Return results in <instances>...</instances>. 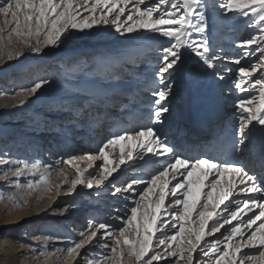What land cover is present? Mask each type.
<instances>
[{
  "label": "snow or ice",
  "instance_id": "1",
  "mask_svg": "<svg viewBox=\"0 0 264 264\" xmlns=\"http://www.w3.org/2000/svg\"><path fill=\"white\" fill-rule=\"evenodd\" d=\"M216 11L222 15L249 17L259 29L258 35L236 43L242 53L240 57H228L222 49L210 45L206 35L205 0H0L4 25L0 27V44L7 32V45L15 42L40 52L42 47L70 42L72 30L83 31L100 24H111L121 34L143 30L166 38L164 44L167 46L160 45L154 71L158 87L153 89L154 119L150 125L164 123L163 117L170 111L168 101L174 76L182 70L186 56L195 58L197 63L214 72L218 65L228 60L237 66L235 88L248 97L238 98L235 103L238 119L232 150L239 152V145L246 144L258 131L259 157L264 162V27H261L264 25V0H220ZM254 53L260 54L255 62L241 64L242 58ZM5 54L11 59L14 55H22V51L17 47L5 53L0 48V58ZM232 71L231 67H223V73ZM216 75L220 80L225 79L224 74L217 72ZM48 84L47 79H38L30 87L21 88L19 95L33 97ZM250 89H258V100L250 95ZM5 94L0 92V96ZM24 98L18 101L17 107L28 102ZM117 146L120 147L119 159L114 160L109 150ZM133 149H137L136 155L141 159L150 153L154 158L163 157L164 163L147 181L130 179L124 181L122 187L113 185V195L135 193L139 199L134 201L135 206L126 219L116 218L122 226L113 228L111 224L89 220L79 233L80 239L66 248L73 264H169L170 258L174 264H264V176L251 173L235 160L185 157L154 126L114 134L96 154L58 159L55 167L41 168L38 164L30 167L22 161H0L7 168L0 178L39 174L41 179L34 185L29 184V190L39 188L50 192L53 185L48 177L55 174L64 176L63 183L68 185L69 193L81 184L91 189L94 184H104L126 163L125 157L133 160ZM97 160H102L99 171L95 176L89 173V178L85 173L96 167ZM78 161H87L88 167L81 168ZM62 164L74 170L75 179L69 180L67 174L56 171ZM236 178H239L238 192L243 199L236 198ZM145 183L147 187L137 192L136 186ZM55 187L58 190L60 186ZM180 196L182 198H178ZM168 197L172 199L166 202ZM8 199L13 207L21 206L13 196ZM208 237H212L210 242ZM94 245L100 249L99 258L88 250ZM194 253L200 254L195 261ZM57 259L61 257L57 255Z\"/></svg>",
  "mask_w": 264,
  "mask_h": 264
},
{
  "label": "rangeland",
  "instance_id": "2",
  "mask_svg": "<svg viewBox=\"0 0 264 264\" xmlns=\"http://www.w3.org/2000/svg\"><path fill=\"white\" fill-rule=\"evenodd\" d=\"M219 2L220 0H205L208 16V30L206 35L210 41V36L214 32L211 31L212 28L214 29L227 25L228 31H219L220 28H218L219 32H223L220 39H224L225 42L219 45L216 44L218 43L217 41H214V48L222 49L224 55L228 57H240L242 55L241 50L235 45L239 40L247 39V36H242V34L245 35V33H247L249 37L256 36L259 34V29L257 28L254 31L256 27L255 24V26L250 27L248 23L253 21L249 19V17H244L240 14H228L223 17L224 15L216 11L215 3L218 4ZM218 15H222V17H218ZM3 26V17H0V27ZM4 36V42L0 45L5 53L17 47L21 48L22 51V55L18 57L14 55L13 59L10 61L5 60L7 57L6 54L3 58H0V92L6 93L0 96V99L4 97V102L0 105V112L5 110L8 111L5 116L0 117V149H4L0 151L1 153L8 151L7 153L10 155L9 159L26 162L30 167L33 164H38L41 168L46 165L55 167V162L58 159H62L63 156H57L58 152L54 151L53 153L48 149V138H59L61 137V132L71 131L69 127L66 129V126L67 124H71V121H76L77 111L74 110L75 105L79 107L80 104L83 103L82 107L85 108V110H88V108H92V110L95 109V107L92 106L93 104H89L92 102H90L88 95L82 94L78 96V92L75 91L78 84L80 85V83L85 82L90 83V85L96 88L114 87L116 90H120L123 95H126L125 97L130 96L129 99L123 100L125 103L122 105V109L124 110L118 115V117H122L121 121L124 122V127L117 129L114 127L116 122L112 121L111 123L113 126L106 127L111 130V132L108 134L105 133V135L103 133L105 138H102L101 143V138L95 139L94 137H91L86 142L87 145L91 146L96 140V153L107 138L109 139L112 135L122 131L131 133L139 130L141 126H154L167 137L170 145L179 149V151H177L180 154H183L184 150L187 151L188 147L185 149L182 145L180 147V144H178L179 140L176 139V136L178 132H185V129L182 128L183 126L178 123V119L179 117L181 118V113L185 110V100L189 92L188 84L179 87L177 83H174L172 94L168 101L170 111L164 115V123L162 125H150V122L154 119V117H152L154 108L153 89L158 87V82L154 77V71L158 64L160 45L164 44L166 38L159 37L157 34H151L143 30H139L138 33L121 34L117 33L111 24H100L94 25L92 29H85L83 31L72 30L73 39L70 42L49 45L42 47L40 52H33L31 48L23 47L15 42L12 45H7V32L4 33ZM194 36L195 34H193V37ZM5 45H7V47H5ZM164 46L167 45L164 44ZM135 49L139 51V53L136 56H132L131 51ZM182 51L184 50L182 49ZM259 55V53H254L251 57L242 58L241 64L246 66L249 63L255 62L259 58ZM49 56H57L58 61L62 58L65 59L62 63L63 65H53L49 60L44 69L35 71L42 67V60ZM27 67L29 68L26 69ZM223 67H231L233 71L230 73H223ZM236 67L237 66L229 63L228 60H225L221 65H218L215 72L213 71L217 80H219L216 75L217 72L229 76V78L225 80H220L222 88L224 86L222 94H224V100L226 102L224 105L226 109H228L229 103L234 102L233 99L235 95H237L236 99L248 98L245 93L235 88V83L237 82ZM40 72L42 73L39 77L40 79H47L49 82L54 81L57 84L55 85L56 87L48 89L45 86L38 96L24 98L19 95L21 88L30 87L38 80L33 79L35 75ZM183 82H185V80ZM244 86L247 87V84ZM229 89L234 92L232 101H230V96L227 92ZM144 90L146 94H142ZM249 93L250 95L256 96L258 100V89H250ZM139 95H141V97H139ZM142 97L146 98L145 101H139ZM22 98L26 99L28 102L20 107V109H14L18 101ZM105 98L108 101L112 100L108 97ZM202 100L203 95L194 102L195 105ZM135 101H139L138 107L140 109L142 105L144 107H149V112L144 114L140 109H137L135 113L134 110L136 108L132 105ZM55 103H58V105L55 106ZM71 104H74V106H71ZM98 104L102 105V101ZM130 107L131 110H129ZM197 107L199 108L198 105ZM54 111L56 112L54 113ZM73 111L76 114H72ZM89 112L90 111H88V114ZM128 112L133 115L132 122L128 121ZM237 112L238 109L234 112L236 114L234 122L232 121V124L229 123L233 127H235V122L238 119ZM39 120H42V123ZM227 121L229 122V119H227ZM3 124L8 126H1ZM177 128L179 131L174 137H171L174 134L173 132H175L174 130ZM3 131L5 133H2ZM73 134L74 131H72V135ZM38 137H40L39 139H42L43 142L38 146L37 152L34 149L35 144L33 142H35ZM75 137L76 135L74 134L73 138ZM109 151H112V159H119V146ZM199 151L200 153L198 155L191 154L188 155V157L198 158L200 156H208L207 151L211 150L209 147V149H206L204 152H201V149H199ZM125 160L126 164H122L124 166L122 167L121 165L120 168L113 173L109 180L106 181V185L102 184L98 187L93 185V187L89 189L84 184L82 187L81 184L78 185L79 187L76 191L64 196L60 195L61 190H69L68 185L63 183L64 176L53 174L48 177L49 182L53 185V190L50 192L42 191L39 188L34 191L29 190V184L34 185L41 179L40 176L37 177L38 174L32 175L26 173L19 177H9L8 179L1 178L0 207H2V211H0V264H73L71 259L67 257L66 248L72 246L80 239L73 238L74 234L70 229L71 227L78 226L80 217L83 218L82 224L80 225V228L83 230L87 227L89 220H94L96 223L111 224L113 228L122 226L116 218L122 216L126 219L127 215H130V209L135 206L134 201L138 200L139 196L135 193L130 194L122 192L118 197V206H114V210L105 211L107 207L104 202V198L107 195L106 193H108L109 190L114 191L111 185H120L122 187V183L130 179L147 181L150 179L151 175L155 174V169L159 168L164 163L163 157L154 158L150 153L146 154L143 159L133 153V160H127V157H125ZM98 161H100V164L102 163V160ZM237 161L244 166L241 158H238ZM95 165V168H97V163ZM23 166V164L20 165L21 168H23ZM4 171L6 170L2 171L0 167V177H3ZM56 171H62L67 174L69 180H72L68 173L65 172L63 164L60 165L59 168H56ZM169 179H171V177H169ZM209 179H211V177ZM237 179L238 178H236V198L243 199V196L238 192L240 184ZM56 185L60 186L58 190L55 187ZM11 186H13L12 196L20 203V207H13L12 201L8 199ZM144 187H147L146 183L136 186L137 192L143 191ZM75 195L79 197L77 198ZM51 198H53L51 204L39 213V215L35 216L36 213L38 214L40 208L46 205ZM178 198H182V196ZM106 199H108V197ZM110 199L112 198L110 197ZM171 199L172 197L166 198V202ZM25 201L27 202L25 203ZM9 210H19V213L14 219V224L5 226L3 222L7 218L6 213H8ZM20 215H22V219L19 218ZM18 219L20 220L18 221ZM33 226L35 227L34 231L32 230ZM46 237L48 239H45ZM216 238H220L219 234H216ZM207 239L210 242L212 237H208ZM57 249L65 251L57 253ZM88 250L96 253L99 258L100 249L98 246L94 245ZM81 251L83 252L84 250ZM41 253H44V255ZM57 255H59L61 259L58 260ZM199 255V253L193 254L194 261ZM169 264H174L171 258L169 259Z\"/></svg>",
  "mask_w": 264,
  "mask_h": 264
},
{
  "label": "bare ground",
  "instance_id": "3",
  "mask_svg": "<svg viewBox=\"0 0 264 264\" xmlns=\"http://www.w3.org/2000/svg\"><path fill=\"white\" fill-rule=\"evenodd\" d=\"M215 5H217V3H215ZM218 17H222V15L221 16L218 15ZM223 17H225V15ZM193 22H195V21H193ZM248 24L250 25V27L255 26L253 22H250ZM261 27H264V25H261ZM218 28H220V27L214 28L213 29L214 32L210 36L209 43H210V45L212 47L215 46L214 45V41H217L218 43H216V44H219V45H222V42L223 43L225 42L224 39H220L222 34H223V32H219ZM256 29H257V26L254 28V31ZM226 30H227V28H226ZM226 30H224V31H226ZM116 35H119V34H116ZM242 36H247V38H249V35L247 33H245V35L242 34ZM242 36H241V38H242ZM193 38L195 39L196 36H194ZM0 48H2L1 45H0ZM138 53H139V51H137L136 49L131 51L132 56L133 55L136 56V55H138ZM13 57L11 59H13ZM11 59H9L8 57L5 58V60H8V61H10ZM62 59L60 61H58V57L57 56H55V57L54 56L45 57L42 60V64H41L42 67L40 69H36L35 71L44 69L45 65L49 62V60L52 62L53 65H57L58 64L59 66H62L63 65L62 63L65 60V59H63V60ZM20 64H21V62H20ZM28 68L29 67H27L26 69H28ZM41 74H42L41 72L37 73L33 80L40 79L39 77L41 76ZM227 78H229V76H225V79H227ZM184 80H185V82H183ZM212 82H215V83H212ZM174 83H177V86H179V87L181 85L188 84V90H189V92L187 93L188 95L186 96V100L184 99L185 103H186V106L184 107L185 110L181 113V118L179 117V119H178V123H180V125L183 126L182 128L185 129V132L181 131V133H180V132H178L179 129L177 128V129L174 130L175 132H173L174 134L171 136V137H174L175 134L178 132V135L176 136V139L179 140L178 144H180V147H181V144L183 143L184 148L188 147L187 151L184 150L183 154H181V155L186 156V157H188V155H191V154L198 155L200 153L199 149H201V152H204V151H206L207 147H210L211 151H207L208 152L207 154H208V156L215 158V160H217V161H233V160L237 161L239 156L234 157L235 153L233 151H230L228 149L223 150L221 148V146H218L216 144V142H213V140H211V141L207 140V145H206L205 148H203L204 146H199L200 139L204 137L203 133H198L196 136H193V140L192 139L188 140L187 136H185V133L187 131V128H186L187 127V119L190 117V115H197V112L195 111V108H194L195 107L194 106L195 105L194 102L200 96L203 95V100L198 102L197 105L199 106V109L207 111V109L212 107L214 105V103H217L219 101L218 97L220 95H222V91H224V86L222 88V83L220 82V79L217 80L215 78L213 70L212 69H207L206 67H204L201 64L197 63L195 58H187V56H186L185 63L182 65V70L180 72H178L177 74H175V76H174ZM55 85H57V84L54 81H52V82H49L48 85H46V88H48V89L49 88L50 89L51 88H55L56 87ZM77 86L78 87H77V89L75 91L78 92V96H80L82 94L88 95V97L90 98V102H92V103H89V104L90 105L93 104L92 106L95 107V109H94L95 111L92 110V108H88V110H85V108L82 107L83 103L80 104L79 107H77V105H75L74 110L77 111L76 112L77 113L76 121H71V124H67V126H66V129L69 127L71 129V131H64V132H61V133L59 132L60 135H61V137H59V138H55V139L54 138L53 139L52 138H48V143H47L48 149H50L51 152H53V153H54V151L58 152L57 156L58 155L63 156L62 157L63 160H65V159L68 160V159H70L73 156H75V157L84 156L85 154H88V153L96 154V152H95V148H96L95 142H96V140L93 142V144L91 146L86 144V142L92 137L91 133L96 132V135L94 136V138L95 139L101 138L100 139V143H101L102 138H105V136H103V133L105 135V133L108 134V133L111 132V130L107 129L106 126H111V125L113 126V124L111 123L112 121L116 122L115 123L116 125H114V127H116L117 129H119L121 127H124V125H125L124 122L121 121L122 117L119 118L118 116H114V119L110 122V124H107L109 121L106 120L101 126L96 125V123L100 122L101 118L103 117V115H100V113H98L96 111V109L97 110H101V106L106 101L105 97H108V98L112 99L110 101L107 100V105H108L109 109L111 108L112 110H114V112L116 110H118L119 113H120V112H122L124 110V109H122V105L125 103V102H123V100L129 99L130 96L129 97H125L126 95H123L120 90H116L114 87L96 88L93 85H90V83H86V82L85 83H80V85L78 84ZM227 92H228V95L230 96V98H232V96L234 95L233 94L234 92L231 91V89H229ZM40 93L41 92H38V94H36L35 96H38ZM142 94H146V91L144 90L142 92ZM236 96L237 95L234 96V99H233L234 102L233 103L232 102L229 103V107L227 109L229 113L227 112L226 118L229 119V122L224 117L225 118V122H228V125H229V123L232 124V121L234 122V117L236 116V114L234 113L237 110V108L235 106V103H236V100H237ZM139 97H141V95H139ZM222 97H223L222 99L224 100V94L222 95ZM145 99L146 98L142 97V98L139 99V101H145ZM100 101H102V105L98 104ZM139 101L138 102L135 101L134 104H132L134 106V108H136L134 110L135 113H136L137 109H140L138 107L139 106ZM3 102H4V97L0 99V105H2ZM57 105H58V103H55V106H57ZM22 106L23 105L18 106V107L16 106V108H14V109H20V107H22ZM71 106H74V104H71ZM49 107H50V105H49ZM149 109H150L149 107H144L142 105L140 111H142V113H144V114H147L149 112ZM129 110H131V107L129 108ZM88 111H90L89 112L90 115L88 114ZM7 112L8 111H6V110L5 111H1L0 112V117L5 116L7 114ZM55 112L56 111H54V113ZM76 113H74V111L72 112V114H76ZM132 117H133L132 115L128 116V121L129 122H132V120H133ZM39 121L42 123V120H39ZM133 123H134V121H133ZM1 126H8V125L3 124ZM229 127L232 130V126L230 125ZM258 128H259V126H257V129ZM203 130H205V127H203ZM72 131H74V134L76 135V137L78 136L77 138L76 137L73 138L74 134L72 135ZM37 132H41V131H37ZM2 133H5V132L3 131ZM107 137H108V135H107ZM214 137H215V134L212 135V138H214ZM259 137H260V134L257 131L256 135L251 137L246 142V144L248 143V144H252L253 145V139L254 138H259ZM39 138L40 137H38V139L35 142H33L35 144V148L34 149L37 152H38V146H40L42 144V142H43V140L42 139L40 140ZM246 144H244V145H246ZM241 146L242 145H240V148H241ZM5 148H7V147H5ZM243 148H246L248 150V146H246V147L244 146V147H242V149ZM256 148H257V150H260V146H258ZM0 150H4V149H0ZM177 150L179 151V149H177ZM7 152L8 151H5V152L1 153V151H0V154H1L0 155V161H4V162L15 161L14 159H9L10 155H8ZM136 152H137V149H133V153L135 155H136ZM186 153H188V154H186ZM246 154L248 155V157L246 156V157H243V158L240 157V158L242 159V162H243L245 168L248 169V170H251L250 171L251 173L253 172V173L256 174L257 172L255 170L256 169L255 166L258 165L259 163L257 162L255 164V166H252V164L249 162V159H250L251 155L248 152ZM79 163L81 165V168H87L88 167V162L87 161H83V162H79ZM96 163H97V168L89 169L88 172L85 173L86 176H89V173L91 174V176L96 175V173L98 172V166L100 165V161L97 160V161H95V164ZM9 166H11V165H9ZM123 166L124 165H122V167ZM0 167H1L2 171L3 170L7 171V168H5L4 163H0ZM63 168H64L65 172L68 173V175L71 177V179H73V178L75 179V176L73 175V171H74L73 169H71L69 167H66L64 165H63ZM228 175L230 176L231 174H228ZM39 176L40 175L38 174L37 177H39ZM91 176H89V178H91ZM263 176H264V174H263ZM10 178H12V177H10ZM109 178H108V180H109ZM108 180H106V181H108ZM237 180H239V178ZM106 181L104 182L103 185H106ZM94 186L98 187L95 184H94ZM78 187L79 186L77 185L76 188H74L72 190V192L76 191V189ZM82 187H83V184H82ZM115 187H121V186L120 185H116ZM111 188H113V184L111 185ZM12 194H13V186H11V189H10V191L8 193V196H10V195L12 196ZM66 194H70L69 190H61L60 195L64 196ZM106 194L107 195L104 198L105 205H107L105 211L114 210L113 207L114 206H118L117 201H118V197L120 196V194L113 195V191H110V190ZM75 196L77 198L79 197L78 195H75ZM107 197H108V199H106ZM110 197L112 199H110ZM52 199L53 198H51L47 202L46 205L42 206L40 208L38 214L36 213L35 216L39 215V213H41L47 206H49L51 204V202H52ZM10 209H12V208H10ZM0 211H2V207H0ZM18 213H19V210H16V211H12V210L10 211L9 210L8 213H6V217L7 218L3 222L5 224V226H9V225L14 224L15 223L14 219H15V217H17ZM23 216H25V215H23ZM21 217H22V215L19 216V218H21ZM82 219H83L82 217L79 218V221H78L79 223H78L77 227H73V228L71 227L70 228L71 232L74 234L73 238H78V239L80 238L79 233L81 231H83V229L80 228V225L82 224ZM19 220L20 219H18V221ZM32 230L33 231L35 230L34 226L32 227Z\"/></svg>",
  "mask_w": 264,
  "mask_h": 264
}]
</instances>
